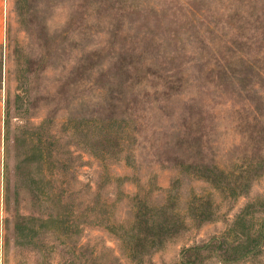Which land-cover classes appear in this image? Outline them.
<instances>
[{
	"label": "rangeland",
	"instance_id": "obj_1",
	"mask_svg": "<svg viewBox=\"0 0 264 264\" xmlns=\"http://www.w3.org/2000/svg\"><path fill=\"white\" fill-rule=\"evenodd\" d=\"M0 264H264V0H11Z\"/></svg>",
	"mask_w": 264,
	"mask_h": 264
},
{
	"label": "crops",
	"instance_id": "obj_2",
	"mask_svg": "<svg viewBox=\"0 0 264 264\" xmlns=\"http://www.w3.org/2000/svg\"><path fill=\"white\" fill-rule=\"evenodd\" d=\"M11 0H0V46L7 40ZM5 102L0 96V249L4 236L5 212Z\"/></svg>",
	"mask_w": 264,
	"mask_h": 264
}]
</instances>
